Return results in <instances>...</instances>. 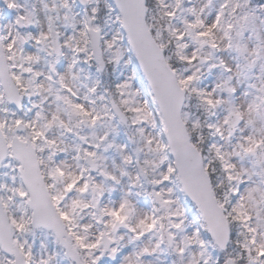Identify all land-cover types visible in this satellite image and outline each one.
<instances>
[{
  "label": "snow or ice",
  "instance_id": "snow-or-ice-1",
  "mask_svg": "<svg viewBox=\"0 0 264 264\" xmlns=\"http://www.w3.org/2000/svg\"><path fill=\"white\" fill-rule=\"evenodd\" d=\"M0 264H264V0H0Z\"/></svg>",
  "mask_w": 264,
  "mask_h": 264
}]
</instances>
